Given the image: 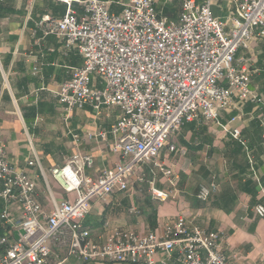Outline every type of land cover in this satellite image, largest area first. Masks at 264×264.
<instances>
[{
	"label": "built area",
	"instance_id": "obj_1",
	"mask_svg": "<svg viewBox=\"0 0 264 264\" xmlns=\"http://www.w3.org/2000/svg\"><path fill=\"white\" fill-rule=\"evenodd\" d=\"M222 2L229 6L226 21L213 12ZM81 5V15L68 9L59 19L42 20L48 22L46 34L58 37L65 51H76L82 60L60 85L57 99L66 111L86 106L97 114L104 107L119 110L109 132L114 138L110 152L118 163L90 176L84 171L92 159L83 155L50 169L53 182L73 199H51L47 212L36 198L35 181L9 165L0 144V220L7 231L0 238V264H69L70 258L153 264L157 252L175 254L178 264H232L219 250V233L183 217L166 222L160 237L113 229L93 238L82 222L94 199L128 191L133 178L144 182L143 174L135 176L140 166L152 175L150 197L173 200L177 178L159 159L170 135L194 121H216L246 103H261L250 88L251 73L235 56L255 38L264 39V0H183L174 21L159 16L155 0H128L120 13L101 0ZM94 79L101 88L92 84ZM231 134L236 139L240 132ZM98 136L105 139L103 132ZM27 165L45 180L36 157ZM157 174L174 189H157ZM215 190L213 184L201 185L196 197L206 201ZM12 204L18 208L15 217L9 213ZM254 212L264 218V206H255Z\"/></svg>",
	"mask_w": 264,
	"mask_h": 264
},
{
	"label": "crops",
	"instance_id": "obj_2",
	"mask_svg": "<svg viewBox=\"0 0 264 264\" xmlns=\"http://www.w3.org/2000/svg\"><path fill=\"white\" fill-rule=\"evenodd\" d=\"M83 1L0 0V144L9 165L35 181L36 198L47 212L51 199H73L53 182L50 169L83 155L92 159L91 168L84 171L90 176L118 163L110 152L114 138L109 132L119 110L104 107L97 114L86 106L66 111L57 99L60 85L71 79L82 60L76 51H65L58 37L46 34L48 22L42 20L59 19L68 9L81 15ZM101 1L108 2L113 13H120L128 2ZM155 2L160 17L178 19L183 0ZM228 11L224 2L213 7L214 15L222 21ZM235 58L242 59L251 73L250 88L261 103H246L216 121H194L170 135L159 159L177 178L176 197L166 202L153 200L148 190L152 175L147 166H140L135 176L143 174L144 182L133 178L128 191L91 202L82 225L93 238L113 229L160 237L166 222L183 217L219 233V250L232 264H264V218L254 212L255 206H264V39L255 38ZM92 84L102 87L97 79ZM233 129L240 132L236 139ZM100 132L105 133V139L98 136ZM170 145L174 151L169 150ZM33 156L41 164L45 180L36 167L27 165ZM154 182L159 190L174 189L159 174ZM211 184L215 192L206 201L197 199L199 186ZM2 208L0 203V212ZM9 213L18 215L15 204ZM6 234L0 220V238ZM2 252L0 247V256ZM68 263L136 264L83 263L72 258ZM153 264H178L177 256L157 252Z\"/></svg>",
	"mask_w": 264,
	"mask_h": 264
}]
</instances>
